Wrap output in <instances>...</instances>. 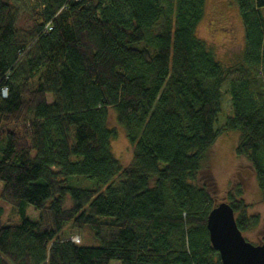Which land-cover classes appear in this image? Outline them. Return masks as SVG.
Returning a JSON list of instances; mask_svg holds the SVG:
<instances>
[{
	"label": "trees",
	"instance_id": "obj_1",
	"mask_svg": "<svg viewBox=\"0 0 264 264\" xmlns=\"http://www.w3.org/2000/svg\"><path fill=\"white\" fill-rule=\"evenodd\" d=\"M33 1L28 45L0 0V202L20 218L0 206V264H221L206 221L222 131L264 196V0H233L244 49L229 66L197 37L206 0ZM227 198L241 233L259 226L240 187ZM85 227L98 247L71 241Z\"/></svg>",
	"mask_w": 264,
	"mask_h": 264
},
{
	"label": "rangeland",
	"instance_id": "obj_2",
	"mask_svg": "<svg viewBox=\"0 0 264 264\" xmlns=\"http://www.w3.org/2000/svg\"><path fill=\"white\" fill-rule=\"evenodd\" d=\"M16 16V27L26 37L28 45L31 44L29 34L33 26L32 8L33 0H9ZM162 4L166 3L162 0ZM197 37L211 49L216 59L223 65L229 66L236 60L244 49V29L240 19L238 7L233 0H206L204 17L197 29ZM226 84L223 88L222 110L216 123L221 128L226 117L231 115L230 97L225 94ZM51 103V97H48ZM109 127L116 133L112 140L111 150L113 156L122 167L127 166L132 159V147L129 145L123 131L117 125L114 113L110 112ZM238 132H221L215 144L208 152V166L217 186L215 205L222 202L229 204L227 195L234 188L240 187L242 200L247 206V214L259 219V226L242 233L246 241L253 245L264 242V196L258 188L256 178L251 172L248 163L236 155L235 149L238 143ZM81 187H94L91 180H82ZM0 183V189H1ZM4 209V221L16 225L20 222L18 215H14L12 208L6 203L0 202ZM68 206V205H67ZM27 216L30 220L38 219V212L32 207L27 208ZM74 236L73 238H77ZM85 247H98L100 244L89 227L84 228L82 240ZM118 262H112L115 264ZM119 264V263H118Z\"/></svg>",
	"mask_w": 264,
	"mask_h": 264
},
{
	"label": "water",
	"instance_id": "obj_3",
	"mask_svg": "<svg viewBox=\"0 0 264 264\" xmlns=\"http://www.w3.org/2000/svg\"><path fill=\"white\" fill-rule=\"evenodd\" d=\"M206 229L221 264H264V242L253 245L242 236L231 206L222 202L208 214Z\"/></svg>",
	"mask_w": 264,
	"mask_h": 264
},
{
	"label": "built area",
	"instance_id": "obj_4",
	"mask_svg": "<svg viewBox=\"0 0 264 264\" xmlns=\"http://www.w3.org/2000/svg\"><path fill=\"white\" fill-rule=\"evenodd\" d=\"M47 30H48V31L51 30V27L48 26V27H47ZM1 96H2L3 98H5V97L7 96V88L4 87V88L1 89ZM71 241L74 242V243H76V244L80 243V240H79L78 237H77V238H72Z\"/></svg>",
	"mask_w": 264,
	"mask_h": 264
}]
</instances>
